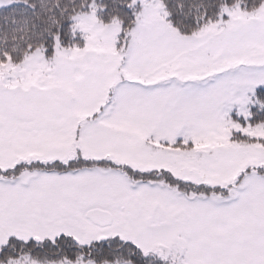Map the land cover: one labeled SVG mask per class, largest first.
Returning <instances> with one entry per match:
<instances>
[{"label": "snow or ice", "instance_id": "snow-or-ice-1", "mask_svg": "<svg viewBox=\"0 0 264 264\" xmlns=\"http://www.w3.org/2000/svg\"><path fill=\"white\" fill-rule=\"evenodd\" d=\"M0 264H264V0H0Z\"/></svg>", "mask_w": 264, "mask_h": 264}]
</instances>
